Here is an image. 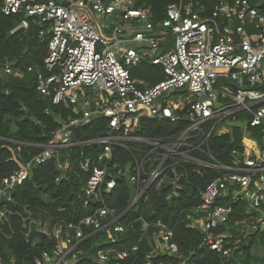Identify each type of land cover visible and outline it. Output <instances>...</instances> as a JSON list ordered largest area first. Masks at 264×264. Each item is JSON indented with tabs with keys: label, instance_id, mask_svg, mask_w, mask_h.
I'll list each match as a JSON object with an SVG mask.
<instances>
[{
	"label": "built area",
	"instance_id": "obj_1",
	"mask_svg": "<svg viewBox=\"0 0 264 264\" xmlns=\"http://www.w3.org/2000/svg\"><path fill=\"white\" fill-rule=\"evenodd\" d=\"M0 1L5 15L21 16L13 31L35 25L40 41L47 45L40 66L22 68L6 60L0 75H35L37 90L73 113L0 186V234L3 225L12 229L11 216L17 217L27 241L32 246L42 244L33 264L88 263L83 243L90 234L103 230L109 235L122 234L128 227L120 220L122 214L107 203L120 179L129 183L131 209L148 197L152 184L162 183L168 168L174 177L165 180L181 188L176 172L185 163L223 172L201 191L197 219L192 218L203 231V247L230 256L241 235L264 229V14L251 0H222L211 14L204 15L191 2L180 0L168 4L162 19H154L139 0ZM100 18H115L120 23L109 31ZM144 64L161 68L164 78L138 87L130 68ZM99 117L108 120L104 135L88 141L72 139L74 127ZM143 118L185 126L163 136L133 134L141 129ZM235 126L242 128L243 150L233 149L231 162L226 164L212 154L209 143L214 136L225 134L233 142ZM250 127L260 131L258 138L248 132ZM130 141L145 143L147 148L133 147ZM87 143L100 149L80 152L79 165L90 174L81 196L85 213L79 220L54 218L29 203L12 207L15 188L32 175L34 167L54 159L59 182L71 168L70 154L61 150ZM115 146L131 152L132 157L118 160ZM194 150L209 160L196 157ZM152 160L157 162L148 170ZM233 217L236 237L220 230ZM86 229L92 232L86 234ZM142 229L151 233L152 243L145 264H152L150 258L159 254L177 253L168 223L150 224L142 219ZM230 237L235 239L230 241ZM137 249L138 245L101 247L91 264H132L131 255Z\"/></svg>",
	"mask_w": 264,
	"mask_h": 264
},
{
	"label": "trees",
	"instance_id": "obj_2",
	"mask_svg": "<svg viewBox=\"0 0 264 264\" xmlns=\"http://www.w3.org/2000/svg\"><path fill=\"white\" fill-rule=\"evenodd\" d=\"M62 1V0H58ZM180 0H139L138 4L148 7L154 19H162L166 15V8L172 2ZM191 2L196 11L201 14H211L217 4L222 0H183ZM252 5L264 14V0H251ZM20 15H5L2 12L0 1V67L6 60L22 68L28 65H41L47 51L46 42H41L37 27L30 26L13 31L20 23ZM134 80H145L150 85L164 78L161 68L144 64L141 67L130 68ZM141 88V84H137ZM46 109L48 112H46ZM73 113L71 110L56 105L52 102V96L41 94L36 88V78L33 74H26L23 78L0 75V186L3 180L12 172L20 168L22 162L30 159L41 150L52 137L55 130L61 127ZM184 123L170 125L167 122L141 119V129L133 134L138 136H163L167 133L180 130ZM172 129V130H171ZM108 130L106 117L94 118L85 126L73 128L72 139L74 141H88L104 135ZM170 130V131H169ZM177 132V131H176ZM248 132L255 137L260 136V131L250 127ZM242 128L234 127V141L229 134L214 136L209 143L212 154L221 162H231V151L235 148L243 150ZM131 146L147 148L142 142L130 141ZM18 145L22 146L21 151ZM96 144H82L80 146L62 149L68 152L71 159V168L63 178L57 182L58 171L55 168V160L34 167L32 175L15 188L16 203L12 207L29 203L36 205L51 213L54 218H64L66 221L79 220L85 211L81 205L83 186L90 174L80 167V152L89 154L93 150H99ZM117 159L124 161L132 157V153L119 146L114 147ZM138 156L139 152L134 150ZM196 157L208 159V156L200 150L192 152ZM157 161L152 160L147 165L150 170ZM179 175L178 184L181 188H175L172 182L166 178L174 177L171 168L163 174V181L159 186L156 182L148 189V197L142 199L137 205L128 209L131 200V189L126 180L120 179L119 187L114 195L107 198L110 207L122 214L121 222L128 225L122 234L109 235L105 230L90 234L84 241L85 261L91 264L92 256L101 247L116 246L122 249H130L138 245V249L132 252V264H145L152 252L151 233L142 229V219L154 224L158 220L168 223L174 231V240L178 244L176 254H159L152 259V264H264V229L247 236L241 235L238 248L230 256H224L201 245L204 234L201 228L192 221L197 217L195 208L201 204V191L207 183L222 174L216 168L199 166L197 164H184L177 167ZM177 191L176 194H174ZM66 210L62 212L61 208ZM238 212L235 213L236 217ZM234 220H230L220 230L233 233L237 236ZM13 228L3 225L0 234V264H33L34 257L40 252L42 244L32 246L27 241L21 230V222L15 216H11ZM153 227L150 228L152 230ZM86 234L92 232L85 230ZM235 238L230 237L233 241ZM103 264V263H96Z\"/></svg>",
	"mask_w": 264,
	"mask_h": 264
},
{
	"label": "rangeland",
	"instance_id": "obj_3",
	"mask_svg": "<svg viewBox=\"0 0 264 264\" xmlns=\"http://www.w3.org/2000/svg\"><path fill=\"white\" fill-rule=\"evenodd\" d=\"M99 21L101 24L109 27V31L114 28L115 24L120 23V20H117L115 18H107V19L106 18H100ZM139 67H141V66H139ZM139 81H140V79L136 81L137 84L139 83ZM141 87H143V86H141ZM196 219H197V217L193 218V220H195V221H196Z\"/></svg>",
	"mask_w": 264,
	"mask_h": 264
},
{
	"label": "crops",
	"instance_id": "obj_4",
	"mask_svg": "<svg viewBox=\"0 0 264 264\" xmlns=\"http://www.w3.org/2000/svg\"><path fill=\"white\" fill-rule=\"evenodd\" d=\"M136 81V80H135ZM139 83L144 87L146 85H149V83L145 80H140Z\"/></svg>",
	"mask_w": 264,
	"mask_h": 264
}]
</instances>
